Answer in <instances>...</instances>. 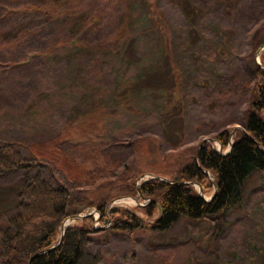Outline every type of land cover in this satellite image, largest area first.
I'll use <instances>...</instances> for the list:
<instances>
[{
    "label": "rangeland",
    "instance_id": "374dc122",
    "mask_svg": "<svg viewBox=\"0 0 264 264\" xmlns=\"http://www.w3.org/2000/svg\"><path fill=\"white\" fill-rule=\"evenodd\" d=\"M124 4L131 10L134 25L124 34L127 44L123 49L113 45V38L103 39L101 49L59 45L29 71L2 73L0 69V140L60 134L56 146L85 172L82 183L67 184L73 195L86 201L96 200L101 193L120 192L122 174L134 178L137 187L152 175L166 179L190 162L196 146L194 132L207 122L217 127L223 121L217 93L211 92L207 98L204 90H211L216 75L252 68L254 62L248 57L252 40L264 38V17L249 31L251 23L245 19L229 22L217 14L206 18L196 10L190 26L180 27L176 11L169 21L157 13L158 0H124ZM119 6L120 0H76L73 5L83 13L101 9L98 13L107 16L108 25L117 22L115 9ZM77 23L72 16L51 19L43 27L44 39L53 41L63 35L70 39ZM88 37L93 40L92 35ZM263 50L264 45L257 48L255 62ZM6 52L0 46V55H8ZM96 60L101 71L93 74L90 71ZM97 75L103 82L99 87L93 83ZM97 88L100 97H95ZM230 97L236 101L241 96ZM233 126L241 128L240 124ZM139 135L150 137L134 146V153L125 160L126 170L114 169L107 157L99 155L105 148L122 152L115 149L113 140L128 144ZM212 147L222 154L229 148L221 151L217 141H212ZM131 148L123 152L129 153ZM85 178L88 185H83ZM19 186L16 175L0 177V214L11 207ZM198 186L195 184L197 190ZM212 194L201 190L203 199ZM123 196L135 202L111 203ZM112 200L109 205L141 217L143 228L127 234L98 223L100 230L92 235L90 249L99 252L101 264H145L152 252L165 259L163 264H264V172L250 180L240 205L199 221L180 219L163 232L150 228L159 210L148 217L136 207L148 205L149 198L118 194ZM84 201L78 206L81 214L95 209ZM73 223L75 218L65 220L67 225Z\"/></svg>",
    "mask_w": 264,
    "mask_h": 264
},
{
    "label": "trees",
    "instance_id": "16d2710c",
    "mask_svg": "<svg viewBox=\"0 0 264 264\" xmlns=\"http://www.w3.org/2000/svg\"><path fill=\"white\" fill-rule=\"evenodd\" d=\"M161 1L164 6H160ZM249 1L158 0L157 13L164 14L165 20L169 21L172 11H176L180 27L190 26L189 21L194 19L196 10L206 18L217 14L229 22L233 18H242L251 23L250 31L264 17V0ZM230 2L233 4L229 5ZM75 3L76 0H19L15 3L0 0V46L8 54L0 55L1 72L29 71L41 64L39 59H46L59 45L64 48L93 45L91 49H101L103 39L113 38V45L119 44V50L126 47L124 34L131 31L134 20L124 0H120L121 6L115 9L117 22L109 25L105 24L109 23L107 16L98 13L101 9L96 7L92 13H83L74 9ZM22 4L23 7H19ZM213 5L216 7L213 8ZM247 13L248 18L244 17ZM63 16H72L78 22L74 36L67 39L63 35L53 41L45 40L43 27L51 19ZM89 35L93 36V40ZM94 41L101 46L94 45ZM261 45H264V38L258 40V36H255L248 54L254 62L252 68L244 66L242 71L234 69L216 75L211 90H204L207 98L211 92L217 93L216 105L224 109L220 114L223 121L217 127L207 122L204 128L194 132L192 139L196 146L191 161L166 179H161L157 174L136 187L134 178H126L122 174L118 178L123 184L120 192L101 193L96 200L86 201V198L73 195L67 184V181L82 183L85 172L79 163L64 156L56 146L60 134L44 138L11 137L0 140V177L16 175L20 184L11 207L0 214V264H101L99 252L90 249L92 235L100 230L94 228L92 215L68 224L58 243L65 220L80 213L78 206L84 200L86 206L98 211V223L105 225L109 221L110 230L127 234L143 228V222L134 212L109 206L118 194L149 198L148 205L136 207L148 217L156 209L159 210L150 228L161 232L170 230L180 219L199 221L240 205L250 180L256 173L264 172V50L257 54L260 64L253 59ZM99 64L100 61L96 60L90 73H99ZM100 78L96 76L93 82L95 86L103 83ZM101 93V89L97 88L95 97H100ZM232 94L241 97L230 101ZM234 124H240L241 128L234 129ZM203 135L209 140L200 138ZM149 137L139 135L128 140L129 145L121 139L113 140L115 149L119 148L122 152L105 148L99 151V155L107 157L114 169L126 170L124 163L134 153V146ZM212 141L218 142L221 151L229 145L231 148L222 155L212 147ZM129 146L132 147L130 152H123ZM30 169L35 171L29 173ZM56 172L61 173L63 179L57 177ZM88 184L85 178L83 185ZM195 184L199 185L203 194L214 193V187L216 193L210 201H205L199 196ZM155 253H150L148 258H152L145 264H163L164 258L154 257ZM34 254L37 255L29 260Z\"/></svg>",
    "mask_w": 264,
    "mask_h": 264
},
{
    "label": "built area",
    "instance_id": "2783aa9c",
    "mask_svg": "<svg viewBox=\"0 0 264 264\" xmlns=\"http://www.w3.org/2000/svg\"><path fill=\"white\" fill-rule=\"evenodd\" d=\"M135 200V199H134ZM133 200V198L132 197H130V196H123V197H117L116 199H114V200H112V202L111 203H113V204H115V203H118V202H135ZM140 205V204H139ZM109 206H111V204L109 205ZM93 211H90V212H86V213H83V214H78L80 217L79 218H81V217H84L85 215H92L93 216V218H94V228H97L96 226L98 225V213L96 212V210L95 209H92ZM79 218H75V219H79ZM106 224H109V221L106 223ZM64 227H66L67 225L65 224V222H64ZM63 225H62V227H63Z\"/></svg>",
    "mask_w": 264,
    "mask_h": 264
},
{
    "label": "water",
    "instance_id": "95a60500",
    "mask_svg": "<svg viewBox=\"0 0 264 264\" xmlns=\"http://www.w3.org/2000/svg\"><path fill=\"white\" fill-rule=\"evenodd\" d=\"M259 58V57H258ZM259 64H260V61L258 60L257 61ZM236 127H234V129H235ZM233 129V130H234ZM230 143H231V141H230ZM230 148H231V145H229V148H228V151L227 152H225V153H223L222 155H225V154H227L228 152H229V150H230ZM155 175H152V177H154ZM162 179V178H161ZM198 190H199V196H201V188L198 186ZM216 187L214 188V193H213V195H211L208 199H204L205 201H210L212 198H213V196L215 195V193H216ZM202 197V196H201ZM85 216H87V215H85ZM80 216L79 215H77V216H73L72 218H79ZM64 229H65V227L63 226L62 228H61V232H60V237H59V241H58V243L61 241V239H62V235H63V232H64ZM35 255H37V254H34V255H32L31 257H30V259L29 260H31V258L33 257V256H35Z\"/></svg>",
    "mask_w": 264,
    "mask_h": 264
},
{
    "label": "bare ground",
    "instance_id": "6f19581e",
    "mask_svg": "<svg viewBox=\"0 0 264 264\" xmlns=\"http://www.w3.org/2000/svg\"><path fill=\"white\" fill-rule=\"evenodd\" d=\"M67 225V224H66ZM64 226V225H63Z\"/></svg>",
    "mask_w": 264,
    "mask_h": 264
}]
</instances>
